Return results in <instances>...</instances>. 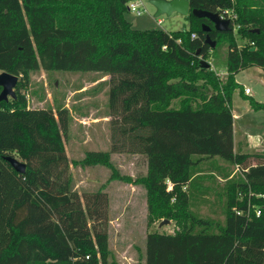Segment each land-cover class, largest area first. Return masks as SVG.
Wrapping results in <instances>:
<instances>
[{
  "label": "trees",
  "instance_id": "trees-1",
  "mask_svg": "<svg viewBox=\"0 0 264 264\" xmlns=\"http://www.w3.org/2000/svg\"><path fill=\"white\" fill-rule=\"evenodd\" d=\"M128 1L0 0V72L18 77L15 97L0 101V264H108L107 194L73 189L71 164L110 168V178L144 189L148 223L173 221L171 232L146 233L143 264H264V153L233 151L230 106L234 74L248 66L264 72V0H188L187 27L172 31L133 28ZM192 8L230 9L231 29L214 30ZM205 35L225 46L223 79L200 65L210 49ZM38 69L109 75L108 151L68 159L67 109L28 107ZM112 152L143 155L144 174H119ZM6 156L24 162L25 172ZM214 156L234 166L217 165L222 221L190 209L209 189L192 167Z\"/></svg>",
  "mask_w": 264,
  "mask_h": 264
},
{
  "label": "rangeland",
  "instance_id": "rangeland-1",
  "mask_svg": "<svg viewBox=\"0 0 264 264\" xmlns=\"http://www.w3.org/2000/svg\"><path fill=\"white\" fill-rule=\"evenodd\" d=\"M150 0H129L136 3L141 11L136 14L128 10L124 16L135 29L158 28L172 31L187 27L185 16L172 12L169 15L154 16ZM157 20L160 22L158 23ZM237 44L244 39L236 37ZM225 46L219 45L209 49L205 61L210 68L224 78ZM256 66H248L236 73L239 87L231 97V110L240 116L244 134L239 132V124L234 126V139L251 149L257 143L258 153L264 147V110L253 111L247 100L238 94L243 85L250 90L255 100L264 101V72ZM243 86L242 91L244 93ZM109 75L94 71H47L38 69L29 76L27 101L29 108L64 107L68 112V130L65 138V150L68 159L79 160L88 150H109L111 147V116L108 106ZM242 137V138H241ZM252 143V144H251ZM241 146V145H240ZM254 149V148H252ZM111 161L121 175L134 178L145 172V158L139 153L112 152ZM194 156L193 159H196ZM225 165L234 171V166L219 157L198 160L192 167L201 171L205 177L201 182L208 186L201 200L192 199L190 209L200 216H209L222 221L221 210L224 205L222 194L223 181L216 177L221 173L217 165ZM72 187L79 193L105 191L108 197V264H143L144 237L147 232H171L175 227L172 220L159 225V221L147 222V209L144 189L137 184L112 179V170L103 165H70ZM195 183L194 191L201 193L202 188ZM195 192V193H197ZM221 192V193H219ZM166 219V218H163Z\"/></svg>",
  "mask_w": 264,
  "mask_h": 264
},
{
  "label": "water",
  "instance_id": "water-1",
  "mask_svg": "<svg viewBox=\"0 0 264 264\" xmlns=\"http://www.w3.org/2000/svg\"><path fill=\"white\" fill-rule=\"evenodd\" d=\"M149 2L154 8V16L160 14L169 15L172 12H176L185 16L189 11L188 0H150ZM190 14L197 18L203 17L208 19L212 24V28L216 31H229L231 29L229 26V20L226 18H220L217 12L192 8L190 9ZM200 27L202 31H207L209 29V26L204 23H202ZM204 43H206L209 48H213L215 45V41L210 39L208 35H205ZM253 48L254 47H251L250 49L252 50ZM200 65L204 68L210 67L209 62L203 59L200 60ZM17 81L18 77L16 75L5 71L0 72V101H7L9 98L15 97V86ZM5 159L10 163L15 171L19 173L25 172L26 165L24 162L12 156H6ZM167 222V219H162L159 221V225Z\"/></svg>",
  "mask_w": 264,
  "mask_h": 264
},
{
  "label": "crops",
  "instance_id": "crops-1",
  "mask_svg": "<svg viewBox=\"0 0 264 264\" xmlns=\"http://www.w3.org/2000/svg\"><path fill=\"white\" fill-rule=\"evenodd\" d=\"M230 22V21H229ZM259 68V67H258ZM260 70H262L261 68H259ZM261 72H263V71H261ZM218 74V73H217ZM236 73L234 74V81L236 82V83H238V81L236 80ZM243 86V85H242ZM241 86V87H242ZM243 88H247V87H244L243 86ZM239 94V93H238ZM245 95H246V93H244ZM247 94H250V90H249V93H247ZM240 95V94H239ZM246 96H248V95H246ZM251 98H253V97H251ZM254 99V98H253ZM255 100V99H254ZM255 101H258V100H255ZM247 102V101H246ZM258 102H264V101H258ZM247 104H248V102H247ZM249 106V105H248ZM250 107V106H249ZM253 110V109H252ZM253 111H255V110H253ZM256 111H258V110H256ZM231 114H232V130H233V151L234 152H242V153H253V154H257V152L255 151L256 149H255V147H257V143H254V144H252L251 145V149H249V147L248 146H246V143L244 142L243 144H242V142L240 141V139H234V136H235V133H234V126H235V124H239V126H240V129H239V132H241L240 134H244L245 132L243 131L244 129L242 128V123H241V121H240V116L237 114V113H235V112H232V110H231ZM244 132V133H243ZM242 138V137H241ZM241 145V146H240ZM252 148H254V149H252ZM258 153H264V147H262V149H261V151H259ZM216 177H218V176H216ZM219 178V177H218ZM222 181H223V179L222 178H220Z\"/></svg>",
  "mask_w": 264,
  "mask_h": 264
},
{
  "label": "built area",
  "instance_id": "built-area-1",
  "mask_svg": "<svg viewBox=\"0 0 264 264\" xmlns=\"http://www.w3.org/2000/svg\"><path fill=\"white\" fill-rule=\"evenodd\" d=\"M127 9L130 11L135 12L136 14H140V10L137 8V4L136 3H129L127 4ZM220 18H226L230 21L231 18H234V14L231 12L230 9H223L220 12H217ZM157 22L159 23L160 21L157 20ZM191 36H193V34H191ZM244 93H249V89L248 88H244ZM169 187V184H168ZM255 214L258 215L259 210L255 209Z\"/></svg>",
  "mask_w": 264,
  "mask_h": 264
}]
</instances>
